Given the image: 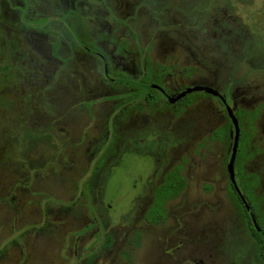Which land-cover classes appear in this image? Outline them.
<instances>
[{"label": "rangeland", "instance_id": "374dc122", "mask_svg": "<svg viewBox=\"0 0 264 264\" xmlns=\"http://www.w3.org/2000/svg\"><path fill=\"white\" fill-rule=\"evenodd\" d=\"M152 1L48 9L31 26L62 25L45 42L50 55L20 34L15 179L0 151V264H226L239 250L251 264L245 209L223 170L232 129L221 103L189 92L173 104L150 87L174 96L206 86L228 104L232 91L234 166L249 165L236 180L264 233L249 161L264 148V0ZM234 18L242 33L221 38ZM175 173L184 181L173 195L164 186Z\"/></svg>", "mask_w": 264, "mask_h": 264}, {"label": "flooded vegetation", "instance_id": "af4514ba", "mask_svg": "<svg viewBox=\"0 0 264 264\" xmlns=\"http://www.w3.org/2000/svg\"><path fill=\"white\" fill-rule=\"evenodd\" d=\"M66 1L67 0H0V151L2 153L1 159L5 158L4 164L7 168V170L10 173H13V179H15V156H10V150H12V148L15 144V86H16V82H18V80H19L18 73L20 71V59H21V56L25 55V53L22 52V50H21L20 34H24V33H28V32H31V34L33 33V35H31L29 38H32L33 40H35V42L39 41L42 46L44 43V45H46V47L43 46L44 47L43 51L46 54L50 55V49L48 50V47H47L48 44L45 42H46V40L50 41L52 39L51 35L53 33L63 34V32L58 30V29H55V28L52 29L53 24L54 25H60V24L51 23L49 26H47L45 28L40 26L41 29L36 31L31 26V24H33L32 20L36 17L43 18L45 16H48L49 15L48 9H54V8L63 9L65 4H66ZM72 1H74V2L78 1L79 2L80 0H72ZM149 1H151V0H149ZM152 2L158 3L159 0H153ZM145 8H147L146 10L148 12H150L151 14L156 12L154 9L150 10V9H148V7H145ZM183 9L184 8H181V11ZM210 11L211 10H208V13ZM97 12H99V11L96 10L95 14ZM234 19H235L234 20L235 22L232 23V26H230V25L228 26L226 23L227 28L225 27L226 28V29H224V30H226L225 32L220 33L221 38L224 39V38H226V36L230 37L232 35L233 36H239L242 33L241 29L243 28L244 24L241 21H239L238 18H234ZM60 26L62 27V25H60ZM60 29L63 30V28H60ZM109 29H110V27H109ZM115 30H117V29L115 28ZM119 32H121V30L118 31V33ZM59 41H61L60 47L63 48V42H62L61 37L59 38ZM39 42H37V45L39 44ZM25 52H28V51H25ZM29 52H30V50H29ZM130 62H131V64H129L126 67L129 72H131V70H132L131 65L137 64L134 61L133 62L130 61ZM137 67H138V64H137ZM44 68H45V66H40L38 69L39 73H42L43 72L42 70ZM50 69H51L52 73L56 72L53 70V69H56V67H52ZM44 70L46 71L49 69L46 68ZM102 71L105 72L106 77H107V71H108L107 64L103 63ZM43 74L45 77L49 76V75L46 76L45 73H43ZM46 79L47 78H45V80ZM241 83L242 82L240 79L235 80L233 82V86H234L233 88H240ZM10 85L12 86L11 89H9ZM150 88L155 89L156 91H159V93L163 97L164 101L169 102L167 99V97L169 95L161 87L156 88V87L151 86ZM233 88H232V90H233ZM185 89H187V88H185ZM185 89L179 91L174 96L178 95L180 92L184 91ZM192 92H204V91H192ZM205 93H207V92H205ZM207 94H210L211 96H214L215 98H217L219 100V102L222 105L221 110L223 111L224 115L226 116L227 121L229 122V126L232 129L231 141H230V145L228 147L229 149H228V154H227V160L225 161L223 170L227 176L226 178H228V182L230 183L231 188L233 189V191L235 192L239 201L242 203V205L245 209V214H246L245 217H247L245 219L247 221H250L251 226L249 224H247V225H248V229L251 233V237H252L251 240H252L253 245L247 248L248 250L246 253L248 254L249 250L251 251V249H252V251H251V255H252L251 256V264H258L261 261L264 262V233L262 232V230L258 224H257L258 229L254 226V224L252 222L251 214H250V206L246 202V199L242 193L243 191L240 187V184H238V181L236 180L237 179L236 174L239 171L238 175H239L241 182L243 183V176L242 177H240V176H241L242 172L245 173L247 170L246 168L249 167V165L247 164L248 160L245 161L244 163H242V165L240 167H238V171H237V169L234 166L235 158H236V153H235V158H234V162H233V172H234L235 183H233V181L231 180L230 175H229V171H228V162H229L230 155H231V148H232L233 135H234V127H233L232 121L228 115L227 107H230V109L232 110V112H233V114L237 120V123H238V119L235 115V110H236V107L234 106L235 99L232 95V91L230 93L231 104L227 103L226 98L220 92H219L220 96H216V95H213L211 93H207ZM148 95H150V93L147 94V96H145V97L148 98L149 97ZM30 97H31L30 95L25 94L26 99H29ZM181 98H179L177 101L173 102V104L178 103V101ZM169 103H171V102H169ZM17 121H18V124H20V119H17ZM60 132H62V131H60ZM215 135L219 137L218 133L217 134L215 133ZM213 136H214V134H213ZM61 137H63V136L61 135ZM177 137L175 138V140L177 139ZM238 139H239V137H238ZM176 142H173V143H176ZM263 149L259 147L258 149L254 150L252 157L249 159V161L251 159H253L252 160V166H255V167H253L254 169L250 173V174H252V177L255 179V185L258 184L257 185V187L259 188L258 190L264 192V150ZM236 152H237V149H236ZM183 181H184V179L179 174L175 173L173 176L168 177V183L164 187L166 188L168 185L173 183L174 184L173 186L175 187L174 188L175 193H173V195H174V194H177L179 192V188H181V186L183 185ZM217 182H218V179L215 175L214 182H213L214 187H216L215 185L217 184ZM176 188H178V189H176ZM205 188L207 189V187H205ZM214 189H216V188H214ZM14 190H15V180H14L13 185L11 186V190L8 191V193H6V194L12 195V194H14ZM172 192H171V194H172ZM171 194H168V195H171ZM242 196L244 197L247 205L244 203ZM252 228L257 231L258 235H255L254 232H252ZM253 236L255 237L254 239H253ZM259 236L261 237V239H259ZM238 252L239 253L236 256L228 255L227 257H225L226 260L224 261V263H226V264H240L239 260L242 257H244L243 256L244 254H243V250L241 251L242 255L240 254V250ZM236 260H238V261L235 263ZM201 262L203 263V261H201Z\"/></svg>", "mask_w": 264, "mask_h": 264}, {"label": "water", "instance_id": "95a60500", "mask_svg": "<svg viewBox=\"0 0 264 264\" xmlns=\"http://www.w3.org/2000/svg\"><path fill=\"white\" fill-rule=\"evenodd\" d=\"M152 87L159 88L158 86H152ZM192 91H204V92L216 95V96H220L219 92H217L213 88L206 87V86H193V87H189V88L185 89L184 91L180 92L176 96H168L167 99L169 102L173 103V102L177 101L179 98H181L182 96H184L186 93L192 92ZM227 112H228V115L232 121V125L234 127V135H233V142H232V148H231V155H230V159L228 162V171H229V175H230L231 180L233 181V183H235L234 172H233V162H234L235 153H236L237 144H238L239 126H238L237 120H236L232 110L230 109V107H227ZM242 199H243L244 203L246 204L243 196H242ZM251 218H252V222H253L254 226L258 229L256 220H255L253 214H251Z\"/></svg>", "mask_w": 264, "mask_h": 264}, {"label": "trees", "instance_id": "16d2710c", "mask_svg": "<svg viewBox=\"0 0 264 264\" xmlns=\"http://www.w3.org/2000/svg\"><path fill=\"white\" fill-rule=\"evenodd\" d=\"M157 200H158V199H157ZM155 202H156L155 204H156V206H157L158 203H157V201H155ZM246 218H247V217H246ZM246 222H247V224H249V225L251 226L250 221H247V220H246ZM252 232H254L255 235H258L257 231L254 230L253 228H252ZM251 238H252V237H251ZM254 238H255V237L253 236V239H254ZM259 239H261L260 236H259Z\"/></svg>", "mask_w": 264, "mask_h": 264}]
</instances>
